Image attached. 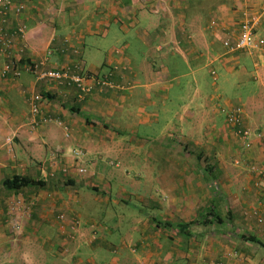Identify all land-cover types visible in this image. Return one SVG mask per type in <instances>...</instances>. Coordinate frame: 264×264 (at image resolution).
Returning <instances> with one entry per match:
<instances>
[{
	"label": "crops",
	"instance_id": "1",
	"mask_svg": "<svg viewBox=\"0 0 264 264\" xmlns=\"http://www.w3.org/2000/svg\"><path fill=\"white\" fill-rule=\"evenodd\" d=\"M3 1L13 7L0 26L2 38H10L9 47L0 49V264H216L217 258L222 264H264V249L247 241L264 246V64L254 66L253 81L236 83L241 92L223 101L216 96L219 87H206L199 74L210 69L203 56L225 70L229 60L218 42L235 39L232 7L238 1ZM17 5L24 10L17 13ZM204 9L219 23L217 29L207 23L197 46L186 19ZM18 25L25 27L21 38L12 35ZM103 41L110 45L99 66L92 54L104 49ZM9 61L20 65L17 79L1 77ZM43 61L45 69L79 67L94 75L113 70L121 90L94 88L78 103L73 88L35 81L27 65ZM243 70L228 71L240 77ZM34 95L47 99L41 117L51 122L32 130ZM220 103L242 107V127L252 132L249 148L235 137ZM160 123L163 129L176 123L181 142L150 148L147 156L154 159L157 152L154 162L165 161V169L173 163L177 181H116L109 169L133 166L145 146L125 135L136 138L141 126ZM77 149L94 181L65 180ZM13 176L44 186L9 191L3 182ZM209 176L223 181H206ZM62 213L66 221L59 223ZM72 220L78 228L69 241L58 226ZM42 229L54 230L53 240L33 235Z\"/></svg>",
	"mask_w": 264,
	"mask_h": 264
},
{
	"label": "rangeland",
	"instance_id": "2",
	"mask_svg": "<svg viewBox=\"0 0 264 264\" xmlns=\"http://www.w3.org/2000/svg\"><path fill=\"white\" fill-rule=\"evenodd\" d=\"M238 1L236 4H233V11L236 12V29L238 28V16L240 15V13L244 12L246 13L248 16L250 17H257L259 19V23L261 25L263 19H264V0H235V2ZM236 5V7L234 6ZM204 6V5H201ZM235 7V8H234ZM200 8V6H199ZM216 15L214 13H212L211 11L208 10H203V11H199L198 13H195L194 16H190L189 18L186 19V30L189 29V31L193 34V38L192 40L197 42V46L199 45V41H201V37H203V35H205V33L203 32V30L206 29L207 27V23L210 22H218V19H216ZM235 27V26H234ZM238 32V31H237ZM237 32L235 31V35H233V37L235 36V39L237 37ZM259 35L264 36V34L261 33L260 28L258 31ZM234 34V33H233ZM118 35H121V39H123V36L121 33H118ZM221 37V36H220ZM223 37V36H222ZM229 36H224L223 39H219L222 45L223 41H226V39H228ZM114 39V38H112ZM104 49H102V51L98 52L97 50H93V54L92 56H94L95 60H94V64L95 65H99L101 66L104 60V54L106 51L105 49L108 48V46L110 45L109 41H103ZM90 57V54L87 53ZM220 56V51H219V55ZM222 58H228L227 60L228 63L224 64V69L219 70V67L216 65H214L215 63H213L212 59L210 56H203L200 59L204 62V65H208L210 67V69H206L203 68L199 71V74L201 73L202 76V84L205 85L206 87H211L213 85H216L219 87V93L216 94L217 95H222L220 96V98L222 97V101L223 99L228 98L231 99L233 94L236 92H241L239 91V89H237L235 91V85L239 80H249V81H253V77L255 76H250L251 72H253V68L256 64H264V55H259V54H246V53H241L239 55H234V56H226L225 52L222 53ZM85 60H89L87 58H85ZM90 61V60H89ZM232 61H234V63H237L235 66H231ZM90 63H92V61H90ZM89 62H87V67L89 68ZM214 65V66H213ZM213 66V67H212ZM232 70H241V69H245L243 70L245 73L241 74L240 77H236V75L229 73L230 71H228L229 69ZM185 72H188V69H185ZM211 71H215L216 74V80L214 81L210 75ZM198 74V75H199ZM246 74V75H245ZM101 75V74H100ZM102 76V75H101ZM205 77V79L203 78ZM250 77V79L248 78ZM187 77L182 78L181 81H186ZM213 81V82H212ZM223 89V90H222ZM221 100V99H220ZM233 102V101H232ZM220 108H223L224 105L223 103H220ZM143 129H140V133L136 136L134 134H129V135H125L127 137H129V140L131 139H135L138 141V143H140L142 141V144H144V148L139 147L138 148V154L137 157L138 159L136 160V163H134V165H119L117 168L115 167H111V169H109V171L111 172H115L114 176H116V181H162V176L166 178V181H177V169L175 168V166L172 168L173 163H169L168 167L169 169H165V165L166 162L164 161L162 164L161 163H156L154 162V159L157 160V158H159V154H157V152L154 151L153 154H151V156L154 159L148 158L147 154H149V149L153 148V149H157L162 147L163 150H165V148H172V147H178V145L181 142L180 137H176L177 133L175 131V127H176V123H174L172 126H168V128H174L173 130L169 131V129H163L164 127H166L165 123H160L159 125L156 124H152L149 126H141ZM167 134H169L170 136H166ZM143 135H145L146 137H144ZM174 136V137H173ZM141 148V149H140ZM191 148V147H190ZM174 157H176V154L174 155ZM204 163V161H202ZM93 173V172H92ZM71 177V178H69ZM94 177L91 174V171H88L87 174L85 176H77L73 173H71L70 175H67V177L65 178V180H69V181H94ZM89 179V180H87ZM92 179V180H91ZM206 181H223V180H217L212 179V176H209L208 179H206ZM159 198V196H158ZM130 203V202H129ZM126 206V204H123ZM31 206H27L26 209H30ZM59 216H64V214L62 213L61 215L59 214ZM65 217V216H64ZM58 220V218H57ZM66 221V219L63 221V223ZM59 222V221H58ZM70 223V222H69ZM65 224L64 226H58V231L59 233L64 232V230L66 231H70V224ZM68 228V229H66ZM34 236H36L37 238H41L42 240H53L54 236V230H45L42 229L41 233L39 234H33ZM31 240V239H30ZM234 254L236 255V257H234ZM39 255H41V253H39ZM231 257H234V260H238L239 259V254L237 253H233V255H231ZM216 264H222L221 260L219 258L216 259ZM241 264V263H238Z\"/></svg>",
	"mask_w": 264,
	"mask_h": 264
},
{
	"label": "built area",
	"instance_id": "3",
	"mask_svg": "<svg viewBox=\"0 0 264 264\" xmlns=\"http://www.w3.org/2000/svg\"><path fill=\"white\" fill-rule=\"evenodd\" d=\"M245 1V0H242ZM13 7L10 1L0 0V26H4L6 23V15L8 11ZM16 12L19 13L24 10L23 5L16 6ZM237 21V37L236 39L228 38L226 41L222 42V48L226 56L239 55L241 53L246 54H259L264 55V36H260L258 31L260 28L259 19L257 17H250L246 13H240ZM217 22H210V27L217 29ZM25 33V27L18 25L13 30L12 35L15 38H21ZM10 45V38L3 39L0 33V49L5 51ZM45 62H40L38 64L27 65L29 72L34 76L36 82L45 84H54L59 87H67L69 89H74L76 91V101L82 103L85 99L90 96L94 90H121L120 85L113 81L114 71L111 70L105 75H94L85 69H80L77 67L75 70L69 66L62 67L60 69H45ZM20 65L18 62L9 61L2 66L1 77L10 76L12 79H17L20 76ZM210 75L212 79L216 80L215 71H211ZM66 93H59L58 97L63 98ZM47 103V99L40 95H34L30 101L31 108V120L29 126L32 130L39 128L51 119L48 117H41L44 113V107ZM221 113L225 116L228 124L235 126L234 134L235 137L241 142L242 147L247 149L250 147V138L252 132L248 128L242 127V119L244 112L241 106H234L231 108H222ZM73 155V173L77 176H85L87 174V169L84 167L83 153L81 150L77 149L72 151ZM19 203V202H18ZM32 206V205H29ZM65 220L64 216H59V223H63ZM261 222V220H259ZM70 231L68 232L67 238L69 241L75 239L76 229L78 224L75 220L70 223ZM234 257L236 255L234 254Z\"/></svg>",
	"mask_w": 264,
	"mask_h": 264
},
{
	"label": "trees",
	"instance_id": "4",
	"mask_svg": "<svg viewBox=\"0 0 264 264\" xmlns=\"http://www.w3.org/2000/svg\"><path fill=\"white\" fill-rule=\"evenodd\" d=\"M76 97V96H75ZM89 97V96H88ZM87 97V98H88ZM86 98V99H87ZM85 99V100H86ZM84 102V101H83ZM71 111H74L73 109H71ZM208 173H211V171L208 169L207 170ZM32 186V185H36L38 187H43L44 186V183H41V182H34L28 178H25V177H20V176H13L11 177L10 179H6L4 182H3V187L9 191H13V192H17L18 190L22 189V188H25V187H28V186ZM208 215V214H207ZM208 217V216H207ZM217 220H218V217H217ZM193 224H197L196 221H193L187 225H176V228L180 231L181 229L184 230V229H187L189 227V225H193ZM164 226L166 227H171V225L169 224H165ZM165 227V228H166ZM182 232V231H181ZM243 239H245V237H242ZM247 241L249 242H252L254 244H257L259 245L260 247H262L264 249V246L263 244H261L260 242H257L255 241V239H252V238H247Z\"/></svg>",
	"mask_w": 264,
	"mask_h": 264
}]
</instances>
